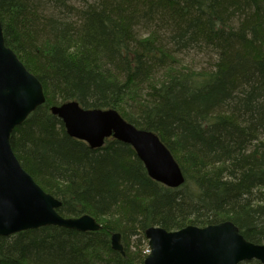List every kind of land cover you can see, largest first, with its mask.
<instances>
[{"label": "trees", "instance_id": "1", "mask_svg": "<svg viewBox=\"0 0 264 264\" xmlns=\"http://www.w3.org/2000/svg\"><path fill=\"white\" fill-rule=\"evenodd\" d=\"M78 1L0 0L4 42L45 96L9 140L22 167L61 201L59 214H88L101 228L0 236V264H143L153 225L230 220L264 243V0ZM192 50L212 55V66L183 64ZM69 100L113 108L156 133L183 184L155 181L114 138L90 148L69 136L49 109ZM114 232L124 253L111 247Z\"/></svg>", "mask_w": 264, "mask_h": 264}, {"label": "water", "instance_id": "2", "mask_svg": "<svg viewBox=\"0 0 264 264\" xmlns=\"http://www.w3.org/2000/svg\"><path fill=\"white\" fill-rule=\"evenodd\" d=\"M44 101L41 82L5 44L0 22V236L47 225L81 232L101 228L91 215L59 214L61 201L34 181L11 148L12 130ZM49 109L62 120L69 136L90 148L114 138L134 149L152 179L171 188L183 184V172L159 136L136 127L115 109L83 108L75 100ZM144 235L150 252L143 264H239L249 260L264 264V243L245 239L230 220L205 226L188 224L177 230L153 225ZM110 242L114 250L124 253L120 233H112Z\"/></svg>", "mask_w": 264, "mask_h": 264}, {"label": "rangeland", "instance_id": "3", "mask_svg": "<svg viewBox=\"0 0 264 264\" xmlns=\"http://www.w3.org/2000/svg\"><path fill=\"white\" fill-rule=\"evenodd\" d=\"M76 4H80L78 0H73ZM17 55V54H16ZM182 58L183 64H186L194 69H201V68H209L212 66L214 57L212 55H205L202 53H198L196 51L186 52L185 54L180 55ZM18 57V56H17ZM147 244V241H146ZM148 245V244H147ZM146 245V246H147ZM144 246V252L147 250V247Z\"/></svg>", "mask_w": 264, "mask_h": 264}, {"label": "bare ground", "instance_id": "4", "mask_svg": "<svg viewBox=\"0 0 264 264\" xmlns=\"http://www.w3.org/2000/svg\"><path fill=\"white\" fill-rule=\"evenodd\" d=\"M16 156V155H15Z\"/></svg>", "mask_w": 264, "mask_h": 264}]
</instances>
